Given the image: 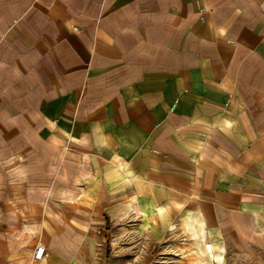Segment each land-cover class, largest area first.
Segmentation results:
<instances>
[{"label": "crops", "instance_id": "0c3cea01", "mask_svg": "<svg viewBox=\"0 0 264 264\" xmlns=\"http://www.w3.org/2000/svg\"><path fill=\"white\" fill-rule=\"evenodd\" d=\"M0 41L50 171L0 194V264H99L123 222L264 244V0H0Z\"/></svg>", "mask_w": 264, "mask_h": 264}, {"label": "rangeland", "instance_id": "374dc122", "mask_svg": "<svg viewBox=\"0 0 264 264\" xmlns=\"http://www.w3.org/2000/svg\"><path fill=\"white\" fill-rule=\"evenodd\" d=\"M5 45V41H0V68L4 69L8 60ZM12 117H17V114H9L7 106L0 105V194L33 191L34 186L17 184L23 175L28 174H22L23 170L32 171L31 176L37 170L45 172V177L50 172L48 169H36V151L40 143L35 137L32 122L8 119ZM13 176L14 185L9 180ZM42 177L36 176L32 181L38 183ZM6 202L0 201L2 204ZM103 244L99 264H264V244L261 242L250 250H224L222 256H217V261L208 262L207 253L201 248L197 236L182 231L177 221L171 223L170 230L163 232L134 222L111 224Z\"/></svg>", "mask_w": 264, "mask_h": 264}, {"label": "built area", "instance_id": "2783aa9c", "mask_svg": "<svg viewBox=\"0 0 264 264\" xmlns=\"http://www.w3.org/2000/svg\"><path fill=\"white\" fill-rule=\"evenodd\" d=\"M46 256V247L44 245H39L34 253L35 260H42Z\"/></svg>", "mask_w": 264, "mask_h": 264}]
</instances>
